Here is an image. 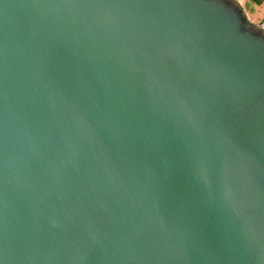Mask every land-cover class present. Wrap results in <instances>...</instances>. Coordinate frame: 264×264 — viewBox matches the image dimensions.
Instances as JSON below:
<instances>
[{"label":"water","instance_id":"95a60500","mask_svg":"<svg viewBox=\"0 0 264 264\" xmlns=\"http://www.w3.org/2000/svg\"><path fill=\"white\" fill-rule=\"evenodd\" d=\"M0 264H264V25L0 0Z\"/></svg>","mask_w":264,"mask_h":264},{"label":"rangeland","instance_id":"374dc122","mask_svg":"<svg viewBox=\"0 0 264 264\" xmlns=\"http://www.w3.org/2000/svg\"><path fill=\"white\" fill-rule=\"evenodd\" d=\"M242 6H246L249 18L260 25L264 22V4H254L249 0H238ZM245 8V7H244Z\"/></svg>","mask_w":264,"mask_h":264},{"label":"flooded vegetation","instance_id":"af4514ba","mask_svg":"<svg viewBox=\"0 0 264 264\" xmlns=\"http://www.w3.org/2000/svg\"><path fill=\"white\" fill-rule=\"evenodd\" d=\"M249 1L253 2L254 4H259V5L264 4V0H249ZM243 7H245L244 9L248 13L246 6H243ZM262 24L264 25V22L261 23L260 25H262Z\"/></svg>","mask_w":264,"mask_h":264}]
</instances>
